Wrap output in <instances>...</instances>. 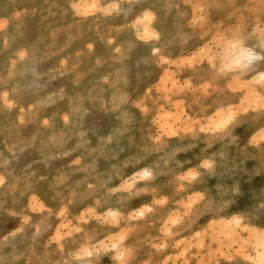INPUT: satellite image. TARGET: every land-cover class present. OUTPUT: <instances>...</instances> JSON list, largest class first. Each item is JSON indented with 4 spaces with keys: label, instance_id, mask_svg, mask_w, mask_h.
Here are the masks:
<instances>
[{
    "label": "clouds",
    "instance_id": "clouds-1",
    "mask_svg": "<svg viewBox=\"0 0 264 264\" xmlns=\"http://www.w3.org/2000/svg\"><path fill=\"white\" fill-rule=\"evenodd\" d=\"M0 264H264V0H0Z\"/></svg>",
    "mask_w": 264,
    "mask_h": 264
}]
</instances>
